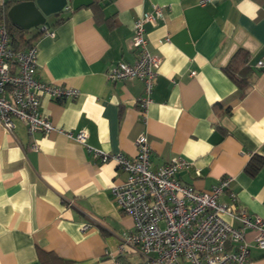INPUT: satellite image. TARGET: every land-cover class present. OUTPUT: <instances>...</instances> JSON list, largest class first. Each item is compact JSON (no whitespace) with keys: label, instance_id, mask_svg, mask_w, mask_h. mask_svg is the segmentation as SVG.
Listing matches in <instances>:
<instances>
[{"label":"crops","instance_id":"0c3cea01","mask_svg":"<svg viewBox=\"0 0 264 264\" xmlns=\"http://www.w3.org/2000/svg\"><path fill=\"white\" fill-rule=\"evenodd\" d=\"M156 4L167 7L163 18L146 25L148 48L161 62L144 115L137 105L143 82L112 81L106 72L134 62L133 22ZM52 16L55 36L33 41L36 76L79 94L40 98L55 127L47 134H29L19 119L12 133L0 125V264L142 260L137 252H116L120 235L133 228L112 196L125 173L64 132L85 131L89 145L127 156L136 154L134 140L145 133L152 167L184 158L192 166L177 177L198 190L231 176L220 201L230 203L233 192L237 208L264 220V163L253 175L245 171L252 155L264 158V68L255 66L264 56V0H94ZM240 49L251 68L243 93L223 71ZM33 142L36 150L29 148ZM255 235L248 230L245 238ZM246 264H264V250L252 247Z\"/></svg>","mask_w":264,"mask_h":264},{"label":"built area","instance_id":"2783aa9c","mask_svg":"<svg viewBox=\"0 0 264 264\" xmlns=\"http://www.w3.org/2000/svg\"><path fill=\"white\" fill-rule=\"evenodd\" d=\"M5 0H1V4ZM209 0H200L204 4ZM166 5H153L133 22L132 46L136 58L132 63L118 62L111 66L106 77L112 81L139 79L143 94L137 99L142 114L152 102L151 94L161 57L148 48L146 25H154L163 18ZM67 4L63 10H69ZM44 36L54 37L49 25L40 27ZM163 40H168V37ZM37 49L33 43L21 50L9 45V37L2 13L0 17V125L7 133L14 129V119L27 127L29 134L49 133L54 125L40 109V98H74L79 90L73 87L46 83L37 78ZM264 68V56L255 62ZM194 74V72H191ZM68 138L82 144L101 162L112 159L125 173V179L112 187L113 200L121 212L133 219V228L120 235L116 252L133 251L142 260L137 264H246L252 247L264 250V220L236 207V195L229 192L231 202L220 201L230 188L233 178L227 176L209 190H198L178 179L181 170L189 169L192 162L175 156L166 163L152 167L151 148L147 134L135 140L136 154L108 153L87 143V133L64 132ZM37 149L36 142L29 145ZM198 173V172H197ZM226 218L236 220L238 226ZM84 224L82 230L88 229ZM256 233L252 240L245 233Z\"/></svg>","mask_w":264,"mask_h":264},{"label":"trees","instance_id":"16d2710c","mask_svg":"<svg viewBox=\"0 0 264 264\" xmlns=\"http://www.w3.org/2000/svg\"><path fill=\"white\" fill-rule=\"evenodd\" d=\"M21 1L28 0H5L0 4V17L3 13L5 16V22L9 37V45L14 50H21L29 47L33 44V41L42 35L40 30L36 35L32 37H27L28 30H25L17 25L11 23L7 16L9 8ZM62 19H59L57 22H60ZM225 74L237 85L238 89L243 93L251 84L249 80V73L251 68L247 63V53L240 49L238 50L229 60V62L223 67ZM264 158L259 155H252L250 160L245 166V171L250 175L255 174L263 165Z\"/></svg>","mask_w":264,"mask_h":264},{"label":"water","instance_id":"95a60500","mask_svg":"<svg viewBox=\"0 0 264 264\" xmlns=\"http://www.w3.org/2000/svg\"><path fill=\"white\" fill-rule=\"evenodd\" d=\"M94 0H28L12 5L7 16L12 24L25 30L48 25L47 17L60 13L70 3L72 10L88 6Z\"/></svg>","mask_w":264,"mask_h":264},{"label":"rangeland","instance_id":"374dc122","mask_svg":"<svg viewBox=\"0 0 264 264\" xmlns=\"http://www.w3.org/2000/svg\"><path fill=\"white\" fill-rule=\"evenodd\" d=\"M61 12H64V10H62ZM53 19V16L51 15V16H48L47 17V21H50V20H52ZM36 30V28H31V29H29L28 31H35ZM28 34V33H27Z\"/></svg>","mask_w":264,"mask_h":264}]
</instances>
